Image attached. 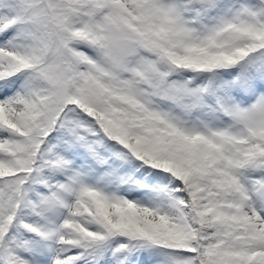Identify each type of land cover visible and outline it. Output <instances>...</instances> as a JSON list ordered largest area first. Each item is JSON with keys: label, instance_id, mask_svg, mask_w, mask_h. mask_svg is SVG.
<instances>
[{"label": "snow or ice", "instance_id": "6c2138e0", "mask_svg": "<svg viewBox=\"0 0 264 264\" xmlns=\"http://www.w3.org/2000/svg\"><path fill=\"white\" fill-rule=\"evenodd\" d=\"M0 264H264V0H0Z\"/></svg>", "mask_w": 264, "mask_h": 264}]
</instances>
